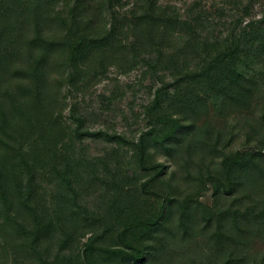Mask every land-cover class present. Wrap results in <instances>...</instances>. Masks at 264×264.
Instances as JSON below:
<instances>
[{"label": "trees", "instance_id": "obj_1", "mask_svg": "<svg viewBox=\"0 0 264 264\" xmlns=\"http://www.w3.org/2000/svg\"><path fill=\"white\" fill-rule=\"evenodd\" d=\"M160 1L0 0V264H264V15ZM111 68L151 80L134 137L67 103Z\"/></svg>", "mask_w": 264, "mask_h": 264}, {"label": "rangeland", "instance_id": "obj_2", "mask_svg": "<svg viewBox=\"0 0 264 264\" xmlns=\"http://www.w3.org/2000/svg\"><path fill=\"white\" fill-rule=\"evenodd\" d=\"M198 3V7L193 5ZM237 0H161L162 5L174 6L179 10L180 14L187 13V9H201L206 24L210 30L216 34L222 32L225 27L233 25L234 20L242 13L238 9ZM130 6L124 8V10ZM264 15V0L258 2L251 9L252 18H260ZM182 35H175L173 45L179 46L183 42ZM264 59L254 65H249L247 69L250 74H258L264 71L262 67ZM53 79L55 76L52 77ZM70 87L71 93L66 92L67 103L75 102L78 111L86 115L87 126L92 129H106L108 131L123 132L128 137H134L143 128L144 123L141 119V111L143 104L150 98L151 80L142 76L141 69L136 68L127 73H119L114 68H111L106 76L99 80L91 79L85 86L77 90ZM258 100L264 103V85L261 86L258 92ZM68 109L66 108L62 117L69 121ZM250 112L246 113L243 118L231 121L232 139L230 147H237L242 143L241 128H244V123L249 120ZM87 151L90 157L102 154L108 144L102 141H85ZM228 146V147H229ZM158 159L168 166V169H175L176 165L181 164L179 156L170 159L166 156H158ZM182 174V173H180ZM205 203L211 201V192L207 191L200 198Z\"/></svg>", "mask_w": 264, "mask_h": 264}]
</instances>
